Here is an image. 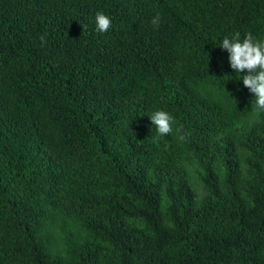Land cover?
Wrapping results in <instances>:
<instances>
[{"label": "trees", "instance_id": "trees-1", "mask_svg": "<svg viewBox=\"0 0 264 264\" xmlns=\"http://www.w3.org/2000/svg\"><path fill=\"white\" fill-rule=\"evenodd\" d=\"M237 32L264 41V0H0V264H264Z\"/></svg>", "mask_w": 264, "mask_h": 264}, {"label": "clouds", "instance_id": "clouds-1", "mask_svg": "<svg viewBox=\"0 0 264 264\" xmlns=\"http://www.w3.org/2000/svg\"><path fill=\"white\" fill-rule=\"evenodd\" d=\"M160 19V15L157 14L151 23L159 26ZM95 23L96 31L100 33L107 32L112 25L110 17L103 12L96 13ZM40 40L42 45L46 43L45 36H41ZM220 48L229 53L230 67L239 74V79L240 73L247 71L242 77L243 85L255 94L254 110H264V41L254 38L251 33L245 34L241 39V34L237 32L231 37L225 36ZM149 117L159 136L172 133L175 119L169 112L159 110ZM177 131L179 132V129ZM178 139L183 141L185 136L179 135Z\"/></svg>", "mask_w": 264, "mask_h": 264}]
</instances>
